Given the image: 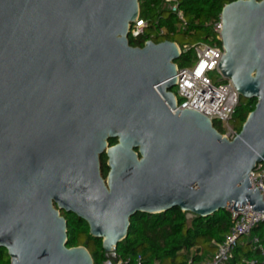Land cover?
I'll list each match as a JSON object with an SVG mask.
<instances>
[{
	"label": "water",
	"instance_id": "95a60500",
	"mask_svg": "<svg viewBox=\"0 0 264 264\" xmlns=\"http://www.w3.org/2000/svg\"><path fill=\"white\" fill-rule=\"evenodd\" d=\"M139 17L140 0H0V249L10 264H94L67 246L62 213L84 221L111 260L137 214L264 213L250 183L264 159V0L220 12L218 71L256 101L232 140L197 111L171 113L182 53L168 40L131 46Z\"/></svg>",
	"mask_w": 264,
	"mask_h": 264
},
{
	"label": "trees",
	"instance_id": "16d2710c",
	"mask_svg": "<svg viewBox=\"0 0 264 264\" xmlns=\"http://www.w3.org/2000/svg\"><path fill=\"white\" fill-rule=\"evenodd\" d=\"M222 3L221 0H179V9L183 12L188 25L186 31H181L177 29L179 21L176 15L167 7L162 8L166 4L163 0H140V17L147 21L148 27L142 38L138 40L129 38V43L133 47H141L150 39V31L159 28H165L169 33L163 37L164 41H172L170 38L174 34L190 35L189 32L192 31L193 35L198 31L203 33L204 37L200 42L206 41L213 35L211 27L206 24L218 19ZM191 57L190 50L182 54L177 61L183 64L190 61ZM255 104V100L242 103L240 99L233 116L238 131ZM113 143L114 141L110 142ZM104 159L102 174L105 177L108 169ZM62 215L67 220V246L85 247L91 254L94 264H101L106 260L101 241L89 236L86 223L74 215L64 213ZM186 215L177 208L157 215L137 214L130 220L127 237L117 245V256L133 258L140 255L144 264H186L192 256V249L204 255L212 254L216 249L215 244L224 240L233 224L231 213L226 210L207 218L193 216L190 224L186 220ZM252 236L259 237L261 244L264 245V223L253 230ZM5 255L7 256L6 251L0 249V264H10L9 257L5 258ZM233 255L231 264L240 263L243 259H256L258 264L262 261L259 252L251 250V238H241Z\"/></svg>",
	"mask_w": 264,
	"mask_h": 264
},
{
	"label": "built area",
	"instance_id": "2783aa9c",
	"mask_svg": "<svg viewBox=\"0 0 264 264\" xmlns=\"http://www.w3.org/2000/svg\"><path fill=\"white\" fill-rule=\"evenodd\" d=\"M167 4V9L176 15L179 23V29L186 31L188 28L183 12L179 9L178 1L163 0ZM213 31V38L199 42L194 46H182L179 50L182 54L192 51L193 63L188 67H178L176 69L177 83L174 93L176 99V108L171 110L172 114L181 110H194L209 118L214 126L219 127V132L232 140L239 133L238 129L230 123L236 108L239 106L240 97L234 89L231 81L221 75V79L215 82L211 80L212 73H219L218 66L223 55L221 45V17L218 16L208 24ZM148 27L147 21L141 17L130 27L129 38L138 40L144 36ZM165 28L155 29V36L165 37L168 35ZM155 36L150 35L153 40ZM145 41V42H147ZM144 42V43H145ZM143 43V44H144ZM250 183L252 189L258 188L264 201V159L257 164L256 168L250 174ZM233 224L229 229L224 240L215 244V251L209 256L204 257L202 252L194 251L186 264H231L233 252L241 238H251V250L259 252L262 258L261 264H264V245L261 244L259 237L252 236V232L261 223H264V213L252 211V207L244 206L243 211L230 212ZM101 264H144L140 255L136 257L117 258V260L106 259ZM236 264H258V260L243 259Z\"/></svg>",
	"mask_w": 264,
	"mask_h": 264
},
{
	"label": "rangeland",
	"instance_id": "374dc122",
	"mask_svg": "<svg viewBox=\"0 0 264 264\" xmlns=\"http://www.w3.org/2000/svg\"><path fill=\"white\" fill-rule=\"evenodd\" d=\"M167 7V4H165L164 6H162V8H166ZM177 29H179V25H177ZM193 33L192 32H189L190 35H186L185 33H181V34H174L170 40H172L173 42H175L177 45H179L180 47L182 46H188V47H191V46H194L196 45L197 43L200 42L201 38L204 37V34L201 33V32H197L195 35L191 34ZM151 36H155V29H153L152 31H150L149 33ZM210 38H213V35L210 36ZM165 38L163 37H157L155 36L153 38L154 42L158 43V42H161V41H164ZM193 61V52H192V57L190 59V61H187V62H184L183 64H179L176 63L178 65V67H188V66H191L192 65V62ZM210 78L212 81H216L218 79H221V74H218V73H212L210 75ZM172 91H175V87L172 88ZM241 102L242 103H245V102H248V100H245V99H241ZM232 126L234 127H237L236 124L232 121L230 123ZM218 130H219V127L217 126L216 127ZM193 218V215L191 214H187L186 215V220L188 222V224H190V221L191 219ZM5 258H7V256L5 255Z\"/></svg>",
	"mask_w": 264,
	"mask_h": 264
},
{
	"label": "flooded vegetation",
	"instance_id": "af4514ba",
	"mask_svg": "<svg viewBox=\"0 0 264 264\" xmlns=\"http://www.w3.org/2000/svg\"><path fill=\"white\" fill-rule=\"evenodd\" d=\"M221 1H223V3H222V8H223L225 5L233 3V2H236V1H239V0H221ZM256 1H261V0H256ZM113 144H111V145H113ZM104 161H105V159H104ZM102 163H103V159H102Z\"/></svg>",
	"mask_w": 264,
	"mask_h": 264
},
{
	"label": "crops",
	"instance_id": "0c3cea01",
	"mask_svg": "<svg viewBox=\"0 0 264 264\" xmlns=\"http://www.w3.org/2000/svg\"><path fill=\"white\" fill-rule=\"evenodd\" d=\"M194 251H195V249H192V250H191V253L194 252ZM209 255H210V254H208V255H204V254H203L204 257L209 256Z\"/></svg>",
	"mask_w": 264,
	"mask_h": 264
}]
</instances>
